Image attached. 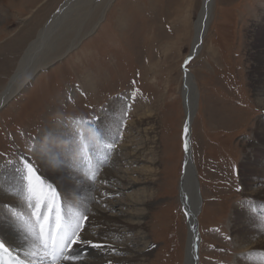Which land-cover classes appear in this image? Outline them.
<instances>
[{
	"label": "rangeland",
	"instance_id": "374dc122",
	"mask_svg": "<svg viewBox=\"0 0 264 264\" xmlns=\"http://www.w3.org/2000/svg\"><path fill=\"white\" fill-rule=\"evenodd\" d=\"M66 1L0 0V92L29 44ZM203 4L204 0H112L103 21L76 48L39 71L0 109V169H15L19 156L35 163L32 149L40 142H44L41 148H63L64 155L68 143L67 148L78 149L75 158L82 163L81 149L88 148L94 171L88 180L101 195L97 176L103 169L93 159L102 164L106 158L104 164H109L112 151L125 139L139 152L130 175L135 186L125 196L105 195L110 206L101 205L106 215L123 221L131 210L128 202L145 203L143 211H135L142 213V235L132 232L128 242L119 241L129 251L148 252L136 264L185 261L190 233L178 193L186 155L184 69L196 90L189 147L201 195L197 264H238L241 252L230 222L236 207L252 203L255 223L264 221V195L250 199L251 192L241 182L252 175L253 188L264 185V178H254L257 172L241 165L252 154V130L264 116V96L260 98L252 84L253 75H263L256 58H261L257 45L262 32L257 22L264 0H213L202 50L185 64L192 54ZM98 17L96 12L87 22L77 17V22L74 18L75 22L66 23L61 41L71 39L82 23H97ZM113 102L123 108L111 118L107 106ZM105 116H109L108 131L95 130L93 126ZM130 121L141 122L145 139L135 135L136 141L130 143L123 133ZM138 127L134 125L130 134H136ZM38 179L51 186L43 177Z\"/></svg>",
	"mask_w": 264,
	"mask_h": 264
},
{
	"label": "bare ground",
	"instance_id": "6f19581e",
	"mask_svg": "<svg viewBox=\"0 0 264 264\" xmlns=\"http://www.w3.org/2000/svg\"><path fill=\"white\" fill-rule=\"evenodd\" d=\"M111 1L112 0H68L63 3L58 11L52 15L46 25L38 32L36 39L29 44L18 63L15 73L8 84H6V87L0 92V109L21 91L39 71L62 58L66 53H69L71 49L76 48L81 40L103 21ZM212 4L213 0H204L202 12L195 23L196 36L192 46V53L196 51L197 54L199 50H202L203 39L208 30L210 18L212 16ZM94 8L97 10L96 12L99 16L97 23L91 22L90 25L87 24L88 26L84 25L85 23L81 25L82 21L80 20L81 26L71 39H68V41H66V39L61 41L64 36V34L62 36L61 32H63V29L66 30L65 24H68V22H77L79 18L87 22L85 19L96 13H93ZM260 15L257 23L262 32V37L260 38L262 40L260 41L259 39L257 50L261 58H256V61L259 60V63L257 62V67L260 71H263V75H253L252 84L256 89L255 92H257V95L261 98L264 96V11ZM59 32L60 34H58ZM200 34H202L201 37ZM51 35L55 36L52 37ZM59 40L60 42L57 43ZM183 81V107L186 112L183 148L186 155L183 161L178 193L182 211L185 213V222L186 225L189 226L190 233L187 242L188 246H186L185 251L184 264H193V262L197 264L196 256L198 254L199 239L198 236H195V231L197 235V208L201 202V195L189 147L192 116L196 110L194 107L196 90L193 79L186 69H184ZM257 102L262 101L259 100ZM109 106L111 118L122 113L123 107H120L117 102H113L107 107ZM108 117L109 116H105L101 118L104 120L100 123L98 122L99 124H95L93 126L94 129H104L108 131V129H106L108 127L107 123L109 122L107 120ZM136 124L130 121L126 129H123V133L126 134L130 143L134 142L135 139L133 140V138L135 135L139 136L141 134V137L145 139V136L143 137L145 129L144 131L142 130L140 121L137 124L139 127L135 131L137 133L130 134L134 129V125L135 127L137 126ZM93 127L91 130H93ZM115 127L119 129L120 126L116 124ZM186 128L188 129L187 133H185ZM105 134L106 133L103 135ZM110 140H113L111 136ZM43 143L44 142H40L41 145H37V148L32 149L33 158L35 157L36 160L34 161L32 159L35 163L31 161L32 164H30L35 171V175L33 176L36 178L43 177L52 187L45 185L42 180L27 174L29 172L26 165L29 164V162L23 156H19L21 160L19 162L20 165H16L15 169H9L10 166H4L3 169H0V243H3L6 247L11 249L27 264H46V257L41 259V257L44 256L43 251L32 235L31 229L35 223V217L32 216V211L38 200L46 199L51 204V189H55L60 215L65 219L76 213L88 215L89 221L86 222V228L82 233L83 238L106 246L99 249L89 247L86 251H84L81 246H77L73 250V255L79 253V261L68 262L61 260L58 264L140 263V259L145 257L148 252L143 254L133 250L129 251L126 249L125 245L122 244L123 242L119 241L124 240V242H128L127 235L132 232H139V234L142 235V213H135V211H143L145 203L141 202L137 205L128 202L127 205L131 207V210L126 213L128 216L123 221H120L117 216L106 215L104 213L105 210L101 208L102 204L106 206V208L110 206L104 199L105 195L119 193L121 196H125L126 191L131 189L132 186H135L136 180H133L130 175L135 172V169L132 168L134 166V160L137 159L139 152L128 146L125 139L121 141V147L119 145L112 151L109 157L111 159L109 164H104L106 160H109L106 158L102 159V164H100L101 160L93 159V161L103 169V174H98L97 176L100 189L103 191L101 195H99L94 190L95 185L89 182V180L94 177V171L88 148L81 149L82 163L78 162L75 158L74 151L76 150L78 152V149L75 148L74 150V148H67L68 143L65 144L67 155H64L63 148H41ZM185 144H187V149H185ZM250 144L252 145L249 146L252 154L247 156L246 160L243 161L241 165H243L246 170L257 172L258 176L254 178H264V159L261 157V153H264L263 115L258 118L252 130ZM257 145L260 146V149L254 147ZM151 148H148L149 151H151ZM111 166H113V168L116 167V171H114ZM18 171L23 175L21 174V176L17 177L16 173ZM24 172L26 173L24 174ZM252 178V175H246V178L241 180L242 185L247 191L251 192L247 195L250 199H261L260 196L264 195V185L261 189L253 188ZM113 180L115 181L113 182ZM116 184L120 186L116 187ZM262 199V206H264V196ZM258 204L260 203L258 202ZM247 207L248 204L244 207L241 205L236 207L233 213V220H230L233 224L232 231L237 238L236 249L241 252V258L237 259V263L264 264V221L255 223L254 218H256L257 215L252 212V203L250 207ZM256 209L258 210L257 212H260L259 205L256 206ZM44 211L47 212V209H44ZM29 218L30 220L26 222ZM88 225L91 228H89ZM234 227L238 229H234ZM139 241H144V238L139 237ZM132 253L134 255H132ZM244 257H247V260L244 259ZM38 258L39 260L36 261Z\"/></svg>",
	"mask_w": 264,
	"mask_h": 264
},
{
	"label": "snow or ice",
	"instance_id": "6c2138e0",
	"mask_svg": "<svg viewBox=\"0 0 264 264\" xmlns=\"http://www.w3.org/2000/svg\"><path fill=\"white\" fill-rule=\"evenodd\" d=\"M187 131L188 129L186 128L185 133ZM185 149H187V144H185ZM26 166L28 172L35 175L31 164L29 163ZM51 191V204L46 199L38 200L32 211L35 223L31 231L43 251L44 256L41 259L50 256L53 264H58L61 259L68 262H76L80 259L79 253L73 255V250L77 246H81L84 251L89 247L96 249L106 247L83 238L82 233L86 228V222L89 219L88 215L76 213L75 215H70L67 219L60 215L56 190L51 189ZM44 209H47V212ZM4 248L5 245L0 243V249Z\"/></svg>",
	"mask_w": 264,
	"mask_h": 264
},
{
	"label": "water",
	"instance_id": "95a60500",
	"mask_svg": "<svg viewBox=\"0 0 264 264\" xmlns=\"http://www.w3.org/2000/svg\"><path fill=\"white\" fill-rule=\"evenodd\" d=\"M202 36V34H200V37ZM195 54H196V51H194V53H192L188 58H187V60L185 61V64L189 61V60H191L194 56H195ZM195 236H198V234L196 235V231H195Z\"/></svg>",
	"mask_w": 264,
	"mask_h": 264
}]
</instances>
